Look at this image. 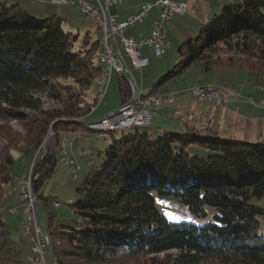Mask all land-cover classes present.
<instances>
[{
	"label": "trees",
	"instance_id": "trees-1",
	"mask_svg": "<svg viewBox=\"0 0 264 264\" xmlns=\"http://www.w3.org/2000/svg\"><path fill=\"white\" fill-rule=\"evenodd\" d=\"M63 23L59 14L38 16L17 1L0 0V121L36 130L29 144H21L33 155L53 128L30 182L35 203L40 198L45 208L50 201L59 204L41 191L60 158V133L85 126L80 121L89 119L98 99H88V91L102 66L99 38L87 31L79 39ZM177 52L173 69L143 96L168 92L167 83L192 65L205 72L214 64L244 68L248 81L264 85V0L223 5ZM117 76L124 104L131 87L123 74ZM45 99L55 107L45 108ZM178 124L182 132L135 125L96 153L76 187L68 221L47 210L44 229L55 264H264V236L258 232L264 206L253 202L264 196V143L196 134ZM14 161L0 155V203L11 179L29 177L10 174ZM155 195H172L199 222L169 221ZM206 207L213 209L210 216ZM0 264H22L1 207Z\"/></svg>",
	"mask_w": 264,
	"mask_h": 264
},
{
	"label": "rangeland",
	"instance_id": "rangeland-1",
	"mask_svg": "<svg viewBox=\"0 0 264 264\" xmlns=\"http://www.w3.org/2000/svg\"><path fill=\"white\" fill-rule=\"evenodd\" d=\"M15 1L10 0V3ZM19 1H21L20 5L29 13H31L30 7H33L32 5L39 4L35 0ZM230 2H233V0L228 1L227 4ZM39 6L42 7V5ZM40 7L34 8L39 9ZM57 9L60 13L65 11V13H62L64 15L63 28L65 31L70 32L72 36L77 35L79 39L89 31L92 33L93 38H99L100 47L101 33H94V29L98 25L101 28L100 23L93 19L86 20L78 10L77 4L57 5ZM191 13L188 10L182 15L175 14L171 21L166 22V39L170 45L165 49L160 59L151 55L147 66L142 69H135L132 67L129 58L123 56L125 65L139 90L147 91L160 77L172 70L178 60L177 50L180 44L197 34L199 28L190 30V26H193L194 23L193 14ZM117 80H119L118 76L115 73L112 74L109 86L102 99H100L102 91L99 87V80H95L96 85L94 84L88 91L87 98L92 99L97 95L98 99L88 117L89 119L104 116L121 106ZM166 86L168 92H171L169 94L173 95L174 93V103H168L167 99L164 98L165 100L161 102L157 114H154L150 124L146 125L145 129L149 132L157 133L158 130L182 132L176 126V123L179 122L188 132L196 134L202 132L208 135L213 132L222 138L237 139L250 143H264V85H256L248 81L247 71L244 68L214 64L209 71L205 72L199 66L192 65L169 81ZM199 87H207L200 92L206 99L210 97V101L194 100L191 90ZM211 88L215 90L216 96L212 93ZM138 95L144 97L140 92H138ZM44 103L45 108H53L56 105L50 99H45ZM173 115L176 119L172 117ZM84 124L86 127L69 128L60 133L59 151L60 148L65 147L63 150L65 149L67 156L73 160L79 170L77 169V175H74V172L68 171L60 160L57 162L55 172L47 180L41 192L45 196L55 197L59 204L50 201L45 208L40 198L34 203L43 226L47 224V210L50 209L57 214L58 220L64 223L68 221L67 218L71 215L69 204L77 200L76 187L80 184L81 179L88 175L91 165L97 161L96 153L103 150L113 139L134 131V126H130L109 133L92 132L91 128H88L87 122ZM52 129L49 134L47 133L44 136L41 144L37 146L36 157L40 155L44 145L51 141ZM92 130L104 131L102 129ZM29 132L17 121H0V155H10L15 159L10 167V174L13 177L16 175H29L30 173L35 155H33L32 150L26 149L23 151L21 148V144L31 142L36 130L33 133ZM77 133L81 136L76 138L72 145L66 144L64 146L61 143ZM31 155H33L32 160H30ZM15 183L11 179L4 187L5 193L0 203L3 219L10 226L11 237L16 241L20 250L22 264H38L29 260V258L34 257V254L31 252L27 232L21 227L26 220L27 211L19 198V190L16 188ZM154 197L157 208L169 221L199 222L197 218L188 212L185 205L178 202L172 195H155ZM253 202L264 206V196L258 200L254 199ZM8 207L12 208L8 209ZM206 209L208 216H210L213 209L211 207H206ZM12 210L14 211L12 212ZM206 220L207 218L202 221ZM259 220L260 228L258 232L264 236V215H260ZM45 236L49 241L48 235ZM50 264H54L52 259H50Z\"/></svg>",
	"mask_w": 264,
	"mask_h": 264
},
{
	"label": "built area",
	"instance_id": "built-area-1",
	"mask_svg": "<svg viewBox=\"0 0 264 264\" xmlns=\"http://www.w3.org/2000/svg\"><path fill=\"white\" fill-rule=\"evenodd\" d=\"M52 4H77L80 12H86V20L88 17H99L104 19L108 24L109 47L102 59V63L107 68L109 80L103 85V90H107L112 74L123 73L121 60L124 62L123 56L129 58L132 67L142 69L149 64L147 57L143 56L141 50L143 47H151L153 55L160 59L165 49L170 43L166 39V22L174 14H184L187 11V3L184 0H154L152 3L142 5L134 14L127 16L124 20L118 21L114 14V7L118 0H103L104 8L99 4H95L91 0H49ZM152 9H156L158 15L151 21V30L147 36H139L138 38L128 37L125 30L137 23H140L147 17ZM122 51H121V49ZM125 63V62H124ZM204 89H192L191 93L196 101H210L206 99L200 92ZM212 93L216 96L213 88ZM199 91V92H197ZM213 96V98H215ZM101 99V97H100ZM162 100L156 95H147L138 98L135 106H123L121 111L111 117L99 120L101 123L116 125H131L133 123L149 124L151 116L160 106ZM168 103H174L173 96ZM81 134H74L68 140L74 142ZM65 139V138H64ZM62 143V142H61ZM60 162L70 172L77 169L73 167L70 157H66L63 148L59 151ZM19 190V198L24 204L27 215L24 224L21 226L27 232V238L30 243L31 252L34 254L30 261L38 264H45L46 245L44 243V233L38 226L34 214V196L30 188L29 177H17L16 183ZM50 264V256L49 261Z\"/></svg>",
	"mask_w": 264,
	"mask_h": 264
},
{
	"label": "crops",
	"instance_id": "crops-1",
	"mask_svg": "<svg viewBox=\"0 0 264 264\" xmlns=\"http://www.w3.org/2000/svg\"><path fill=\"white\" fill-rule=\"evenodd\" d=\"M16 1L21 3V1L19 0ZM91 1L94 2L95 4H98L97 0H91ZM153 1L154 0H118V3L116 4L113 12L115 14L116 19L118 21H122L127 16L134 14L142 5L147 3H152ZM184 1L187 3V11L189 10L192 12L191 14H193L194 23L193 26H190L191 27L190 30L192 31L200 28L204 23H206L209 20V18L212 15L216 14L220 10V8L223 5L227 4V2L230 0H198L199 2H197L196 0H184ZM35 2H38L39 4L32 5L33 7H30L31 13L38 16H49L51 14H59L62 17H64L62 13L63 12L65 13V11L60 13L59 9H57V5H61V4H52L49 0H35ZM39 5H42V7H40ZM34 7H40V8L36 9ZM157 15H158L157 10L152 9L149 15L145 17L142 22L127 28L125 30V35L133 38H138L139 36H147L151 30V21L154 18H156ZM174 15H172L168 21H171ZM180 29L182 28L180 27ZM100 33H101V28H100ZM141 52L143 56L147 57L148 59L151 55H153L151 47H143ZM100 62L102 63L101 58H100ZM168 95H172V94H168ZM23 176H28V175H23Z\"/></svg>",
	"mask_w": 264,
	"mask_h": 264
},
{
	"label": "bare ground",
	"instance_id": "bare-ground-1",
	"mask_svg": "<svg viewBox=\"0 0 264 264\" xmlns=\"http://www.w3.org/2000/svg\"><path fill=\"white\" fill-rule=\"evenodd\" d=\"M81 13L84 15V18L86 19V12H81ZM89 19L90 20L93 19L96 22L101 24L100 46H101V59H103V57H104V55H105V53L107 51V48L109 47V39L107 38V35H108V24H107V22L104 19L99 18V17H88L87 20H89ZM97 80H99L98 83H100L99 87L101 88V91H102V93H101V99H102V97L104 96V93L106 91V90H103V85L107 84V82L109 80V73H107V68L104 65V63H102L101 75L99 76V78ZM200 88L201 87H199L197 89H200ZM204 88H207V87H204ZM171 96L172 95H168V94L156 95V97L160 98V100H163L164 98H166L168 100ZM87 124H88V126L90 128H96V129H100V128L124 129V128L130 127V126H135V125H141L142 126V125H145L146 123H133L131 125H116V124L101 123L98 120V121H93V122H90V123H87ZM62 143H63L64 146L66 144L67 145H72V141L71 140H63ZM63 148H65V147H63ZM64 151H65V149H64ZM64 153H65L66 157H68L67 154H66V151ZM71 161L73 162L72 159H71ZM73 167H75V163L74 162H73ZM15 181L17 183V178H16ZM34 203H35V200H34ZM47 242H48V240H47L46 236L44 235V243H45L46 246H47ZM52 261L55 264L53 259H52Z\"/></svg>",
	"mask_w": 264,
	"mask_h": 264
},
{
	"label": "water",
	"instance_id": "water-1",
	"mask_svg": "<svg viewBox=\"0 0 264 264\" xmlns=\"http://www.w3.org/2000/svg\"><path fill=\"white\" fill-rule=\"evenodd\" d=\"M97 2H98V4L102 8H104V2H103V0H97ZM121 63H122V69H123V73H121V74H123L124 77H126L127 81L130 84L131 91H132L130 100L128 102L124 103V104H121L120 107H118L117 109H115V110H113V111L105 114L104 116H101V117H98V118H94V119H85V120L80 121L81 123H85V122L90 123V122H93V121H98V120H102L104 118L111 117L112 115H116V114H118L121 111V109H122L123 106H129L130 107V106H135L136 105L138 98H141V95H138V92H140L141 94H144V92L141 91V90H139L138 87L136 86V84L134 83L133 78H132V76L130 74V71L128 70V68L125 65V63L123 62V60H121ZM121 74H118V75H121ZM169 93H171V92H167V93H164V94H169ZM150 95H154V94H150ZM156 95H163V94L161 93V94H156ZM145 96H147V95H145ZM173 96H174V93H173ZM163 100H165V99H163ZM157 110L155 111V113L152 114V116L154 114H157ZM152 116H151V119H152ZM151 119H150V122H151ZM150 122H149V124H150ZM47 144H48V142L44 145V147H43L40 155L38 156V158L36 159V161L34 162L32 168H31V171L29 173V180H30V182H31V179H32V176H33V169L36 167V165L39 163V161L44 156V153H45V149H46ZM34 214H35V218H36V222H37L38 226L40 227V229L42 230V232L45 235H47L46 234V231L44 229V226L42 225V223H41V221H40V219L38 217L37 210H36V205L35 204H34ZM49 253H50V241H48L47 246H46L45 264H49L48 263V261H49Z\"/></svg>",
	"mask_w": 264,
	"mask_h": 264
}]
</instances>
